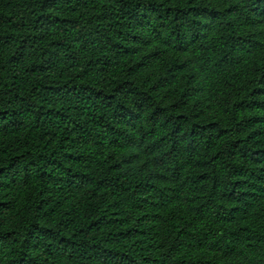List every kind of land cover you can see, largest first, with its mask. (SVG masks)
Returning <instances> with one entry per match:
<instances>
[{"label": "trees", "instance_id": "16d2710c", "mask_svg": "<svg viewBox=\"0 0 264 264\" xmlns=\"http://www.w3.org/2000/svg\"><path fill=\"white\" fill-rule=\"evenodd\" d=\"M0 264H264V0H0Z\"/></svg>", "mask_w": 264, "mask_h": 264}]
</instances>
